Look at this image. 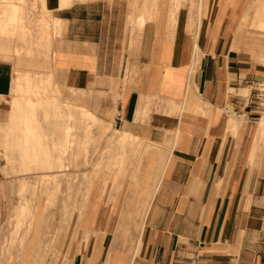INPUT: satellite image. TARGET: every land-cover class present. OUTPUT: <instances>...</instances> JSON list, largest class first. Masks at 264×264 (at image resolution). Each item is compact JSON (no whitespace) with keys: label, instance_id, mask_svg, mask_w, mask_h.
<instances>
[{"label":"rangeland","instance_id":"rangeland-1","mask_svg":"<svg viewBox=\"0 0 264 264\" xmlns=\"http://www.w3.org/2000/svg\"><path fill=\"white\" fill-rule=\"evenodd\" d=\"M251 1L263 9L264 0ZM194 2L0 0V59L8 60L20 75L11 93L0 100V264H69L74 247L92 232L111 240L104 264L121 263L112 252L118 249L133 252L132 260L146 210L176 143L181 107L162 105L171 122L160 125V141L155 134L132 128L126 133L117 120L119 94L84 91L59 78L65 71L59 68V58L53 59L54 52L71 51L85 39L75 32L77 21L64 23L60 11L86 7L80 19H89L90 27L95 21L113 50L107 59L121 66L113 82H131L140 72L137 52L145 27L156 24L169 34L181 19L186 20L184 30L195 35L200 17L191 7ZM199 6L201 10L202 0ZM141 14L150 18L140 33L132 26ZM259 25L253 19L242 25L251 28L245 46L264 52V27L257 29ZM246 53L264 65V55ZM199 59L193 56L190 72ZM69 88L85 98L79 106L63 101L71 94ZM257 93L264 111V79ZM110 101L113 108L108 107ZM101 226V231L92 229Z\"/></svg>","mask_w":264,"mask_h":264},{"label":"crops","instance_id":"crops-1","mask_svg":"<svg viewBox=\"0 0 264 264\" xmlns=\"http://www.w3.org/2000/svg\"><path fill=\"white\" fill-rule=\"evenodd\" d=\"M253 3L202 0L200 10L197 0L191 6L200 17L195 35L184 30L186 20L163 34L160 26L145 25L150 16L137 15L132 30L146 27L137 52L140 72L131 82H113L121 66L107 59L113 50L95 21L90 27L89 19H80L87 8L60 11L64 23L77 21L75 32L85 39L71 51L54 52L65 71L59 78L84 91L119 94L117 117L126 133L132 128L160 141V125L171 122L162 105L181 107L176 143L146 210L137 253L131 260L128 249L113 250L119 264H264V111L257 93L264 65L246 51L264 52L245 46L251 28L242 27L249 19L260 21L257 29L264 27V4L259 10ZM193 56L200 59L190 72ZM19 79L13 65L0 59V100ZM69 89L63 101L79 106L85 98ZM110 248L109 238L92 232L74 247L69 264H104Z\"/></svg>","mask_w":264,"mask_h":264},{"label":"built area","instance_id":"built-area-1","mask_svg":"<svg viewBox=\"0 0 264 264\" xmlns=\"http://www.w3.org/2000/svg\"><path fill=\"white\" fill-rule=\"evenodd\" d=\"M117 120H120V116L118 115V118H117Z\"/></svg>","mask_w":264,"mask_h":264}]
</instances>
